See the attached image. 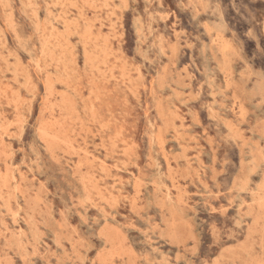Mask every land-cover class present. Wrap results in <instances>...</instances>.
Instances as JSON below:
<instances>
[{
  "label": "rangeland",
  "instance_id": "rangeland-1",
  "mask_svg": "<svg viewBox=\"0 0 264 264\" xmlns=\"http://www.w3.org/2000/svg\"><path fill=\"white\" fill-rule=\"evenodd\" d=\"M0 264H264V0H0Z\"/></svg>",
  "mask_w": 264,
  "mask_h": 264
},
{
  "label": "bare ground",
  "instance_id": "bare-ground-1",
  "mask_svg": "<svg viewBox=\"0 0 264 264\" xmlns=\"http://www.w3.org/2000/svg\"><path fill=\"white\" fill-rule=\"evenodd\" d=\"M223 18V17H222ZM224 20V19H223Z\"/></svg>",
  "mask_w": 264,
  "mask_h": 264
}]
</instances>
